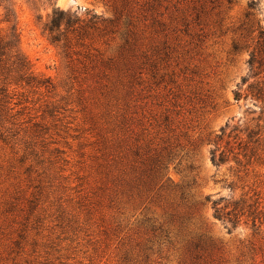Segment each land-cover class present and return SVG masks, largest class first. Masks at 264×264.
<instances>
[{
	"label": "rangeland",
	"instance_id": "1",
	"mask_svg": "<svg viewBox=\"0 0 264 264\" xmlns=\"http://www.w3.org/2000/svg\"><path fill=\"white\" fill-rule=\"evenodd\" d=\"M4 7L0 264H264V0Z\"/></svg>",
	"mask_w": 264,
	"mask_h": 264
},
{
	"label": "trees",
	"instance_id": "2",
	"mask_svg": "<svg viewBox=\"0 0 264 264\" xmlns=\"http://www.w3.org/2000/svg\"><path fill=\"white\" fill-rule=\"evenodd\" d=\"M57 9V8H56ZM56 9L53 11L56 14ZM59 13H63L58 10ZM61 17H54L52 19L53 26L60 25ZM6 23L5 31L0 35V76L5 83L11 84L23 81L28 83H35L40 86L42 83L35 80V76L31 70V65L27 57L19 48V33L17 23L12 10L4 7L2 19ZM260 35L264 38V27L259 30ZM41 83V84H40Z\"/></svg>",
	"mask_w": 264,
	"mask_h": 264
}]
</instances>
